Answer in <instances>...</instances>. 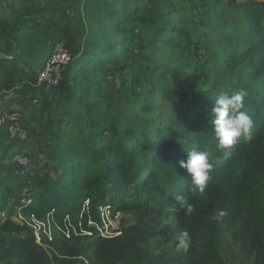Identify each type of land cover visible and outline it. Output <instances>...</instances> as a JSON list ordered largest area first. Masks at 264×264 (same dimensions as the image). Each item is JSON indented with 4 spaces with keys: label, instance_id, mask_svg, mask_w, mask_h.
Instances as JSON below:
<instances>
[{
    "label": "trees",
    "instance_id": "trees-1",
    "mask_svg": "<svg viewBox=\"0 0 264 264\" xmlns=\"http://www.w3.org/2000/svg\"><path fill=\"white\" fill-rule=\"evenodd\" d=\"M71 7L87 13L89 19L83 48L68 68L81 83V93L65 98L61 111L49 113L50 119L58 114L64 117L44 167L6 170L3 163L13 154L32 158L37 153L0 130V213L15 207L40 218L53 213L57 226L51 240L41 232L38 242L36 230L14 221L11 213L0 223V264H226L214 232L201 251L178 249L179 234L187 231L193 244L206 226L205 209L226 196L250 222L237 264H264V22L257 18L256 7L248 13L246 30L252 57L235 89L197 87L160 61L170 55L183 58L199 32L190 27L175 0H77ZM66 10L71 11L54 5L0 21V91L2 81L11 77L16 85L28 76L35 80L54 44L35 35L45 27L42 13L57 15ZM117 36L122 39H114ZM129 37L137 43L132 62L123 60ZM101 74L117 75L121 83L130 78L133 90L151 82V103L146 106L152 108L161 95L159 113L129 124L88 104L83 88ZM15 84L6 97H0L3 111L13 109V99L20 92ZM27 88L37 101L34 96L42 88ZM238 89L247 93L242 110L252 120L250 137L219 150L210 123L213 100L220 92ZM193 147L207 150L213 164L202 193L189 190L191 175L179 164ZM26 188L29 203L19 197ZM176 195L193 203L191 214L180 207ZM127 198L133 202L124 203ZM106 202L114 212H134L138 221L119 236H101L89 220H100L98 207ZM154 218H166L171 226L154 227ZM68 220L75 227L69 237L62 231ZM163 237L177 251L164 249Z\"/></svg>",
    "mask_w": 264,
    "mask_h": 264
},
{
    "label": "rangeland",
    "instance_id": "rangeland-1",
    "mask_svg": "<svg viewBox=\"0 0 264 264\" xmlns=\"http://www.w3.org/2000/svg\"><path fill=\"white\" fill-rule=\"evenodd\" d=\"M76 1L0 0V21H11L19 14L31 9L38 8L47 11L54 5L67 7L71 11H66L70 13L66 11L57 15L42 13L43 17L47 19L45 27L36 31L35 35L47 43L65 39L73 58H76L83 48L86 23L89 22L87 13L82 15L78 9L74 8L73 10L71 7ZM175 2L189 18L190 27L198 29L199 32L194 37L195 41L185 48L183 58H180L179 55H170L160 61L179 71L188 82L197 87L220 86L235 89L238 86L239 74L252 57L249 41L246 39L248 13L256 7L257 18L263 23L264 0H175ZM85 16L86 22L83 18ZM114 39H122V37L117 36ZM5 41L7 42L8 39ZM126 43L128 53L123 60L132 62L137 55V43L133 37L127 38ZM188 64L190 67L186 68ZM32 82V76H28L23 83H17V85L12 80V84H15L20 91L13 99L15 101L13 105L18 109H23L26 128L30 134L28 143H34L32 146L34 151L38 149L39 152L35 151L37 154L30 158L27 166L17 165L12 159H9L5 167L9 171L13 168L17 172H21L25 168L34 171L44 167V162L49 159V151L52 148L53 138L51 136L55 135L64 117L55 115V119H50L49 113L55 110L61 111V107L58 108V106L63 103L65 98L81 93L79 91L81 83L72 78L69 69L66 70L62 83L56 87L37 89V94L34 96L37 101L32 100L33 92L27 88ZM85 85L87 86L83 89H86L88 104L129 124L141 123L144 119L154 118L161 109L158 104L163 103L162 96L158 95L151 105L152 108H147L146 105L151 103V97L148 94L151 82H142L137 89L133 90L130 78L121 83L117 75L105 76L101 74ZM0 107L2 111L3 102ZM45 109L49 110L45 112ZM40 113L46 116L42 117ZM15 165L16 167H14ZM130 202H133L130 198L124 200V203ZM113 205L117 206L118 204L115 202ZM219 210L225 211L226 215L216 219ZM116 211L121 213L119 221L122 230L134 225L139 219L134 212ZM11 213L12 211L9 209L0 213V223ZM205 214L207 216L206 226L199 233L198 239L193 244H188V247L192 251H201L208 235L214 232L217 235V242L225 263L237 264L245 231L250 226L249 218L246 214L234 209L229 196L205 209ZM151 224L161 228L171 226L166 218H154ZM161 241L164 249L177 251L172 241H167L165 237Z\"/></svg>",
    "mask_w": 264,
    "mask_h": 264
},
{
    "label": "built area",
    "instance_id": "built-area-1",
    "mask_svg": "<svg viewBox=\"0 0 264 264\" xmlns=\"http://www.w3.org/2000/svg\"><path fill=\"white\" fill-rule=\"evenodd\" d=\"M73 60V55L67 45L65 39H58L53 44L51 54L43 61L42 66L38 69L34 84L38 88L56 87L62 83L66 70ZM26 120L23 117L21 109L13 107L11 111L0 112V130L5 132L7 136L18 142H24L29 139V131L26 128ZM13 162L17 165L27 166L30 161L26 153H15L12 155ZM28 189H24L20 193V200L23 203H29ZM100 220L94 222L89 220V224L95 226L99 234L103 237H116L123 233L120 227V212H114L109 203L102 204L98 207ZM13 220L19 223H25L36 230L37 241L41 242V232L52 239L53 226L56 225L53 213H48L45 218L38 217L35 213L24 212L22 208L15 207L12 211ZM68 219V217H67ZM75 231V227L67 221L65 229L62 231L69 237L71 229Z\"/></svg>",
    "mask_w": 264,
    "mask_h": 264
},
{
    "label": "clouds",
    "instance_id": "clouds-1",
    "mask_svg": "<svg viewBox=\"0 0 264 264\" xmlns=\"http://www.w3.org/2000/svg\"><path fill=\"white\" fill-rule=\"evenodd\" d=\"M247 93L244 89L234 90L230 93L220 92L214 101L211 109V126L214 133V140L219 150H225L233 146L243 137H250L252 120L246 111H243L244 99ZM180 167L185 169L191 175L190 191L203 192L210 180V174L213 170L210 153L207 150H201L193 147L187 151V159L179 162ZM180 207L186 214H191L194 205L188 198L182 195L175 196ZM226 215V212L219 210L216 219ZM179 244L185 249L190 243L189 233L183 231L179 234Z\"/></svg>",
    "mask_w": 264,
    "mask_h": 264
},
{
    "label": "crops",
    "instance_id": "crops-1",
    "mask_svg": "<svg viewBox=\"0 0 264 264\" xmlns=\"http://www.w3.org/2000/svg\"><path fill=\"white\" fill-rule=\"evenodd\" d=\"M2 84H3V89L0 91V97L1 98H4V97H6L5 95L7 94V91L9 90V89H11L12 88V86H13V84H12V77L11 78H9V79H6V80H3L2 81ZM32 84H34V81L32 82V83H30V85H32ZM1 103H2V101L0 102V105H1ZM18 105V104H17ZM13 107H14V105H13ZM44 108V107H43ZM58 108H60V106H58ZM0 109H1V107H0ZM47 110H49V109H47ZM46 109H45V112L47 111ZM59 115V114H58ZM59 116H61V115H59ZM55 135L53 134V136H51V138H53ZM21 145H25V146H27V147H30V148H33L32 146L34 145V143H28V140H26V141H24V142H21L20 143ZM37 147V146H36ZM35 147V148H36ZM39 148V147H38ZM35 151L36 152H39L38 151V149H35ZM7 162H9V160H7V161H5L4 163H3V165L4 166H6L7 164ZM38 170H39V168H37ZM13 208V207H12ZM8 209H10V208H8ZM4 264H7V262H5Z\"/></svg>",
    "mask_w": 264,
    "mask_h": 264
}]
</instances>
